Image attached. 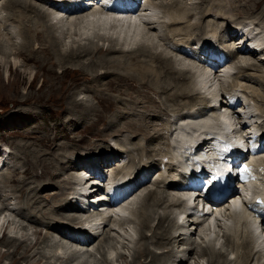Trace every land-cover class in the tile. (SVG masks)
<instances>
[{
  "label": "bare ground",
  "instance_id": "6f19581e",
  "mask_svg": "<svg viewBox=\"0 0 264 264\" xmlns=\"http://www.w3.org/2000/svg\"><path fill=\"white\" fill-rule=\"evenodd\" d=\"M31 1L3 0L0 5V11H3V13L9 12L8 15H3V13L0 12V35H6V38L0 36V38L3 39L0 40V82L3 81L2 77L5 70L11 74L13 71L12 69L15 70L14 74L22 73L13 58L17 60L22 58L23 63L24 61H26L25 63L34 65L37 63L38 65L41 64L43 67H46L47 65L56 66L58 70L60 69L64 72L79 70L81 73H88L93 79L89 83H86V86L83 89L80 88L75 93L69 95L65 112L68 114H75L69 116L64 121L62 120V126H59V128L54 131V135L47 134L45 136H36L35 133L31 134L28 130H25L27 133L26 135H31L33 139L40 144V147L38 148L39 150L35 149V146H37L35 143L16 142L12 145V147L14 146V150L20 154L18 156L15 152V157L18 159L20 158V161L26 168L23 172H19V169L14 170V172L17 175L22 174L28 178L31 177L37 179V177H41L43 180H51L52 177L56 178L60 175V173H62V165L70 163L73 167L72 171L75 173L74 175L71 174V176L66 177L67 179L64 181H69L75 185L76 183L73 181L76 180V182H78L77 184L81 185V188H79L78 192H75L74 188H71L73 193L72 195L69 193V195L76 196L75 199L73 198L74 200H72L69 195L67 196V190L63 189L62 191V188H60V199L57 200L55 198L51 205H49V208L47 204L48 209L46 208V210H44L45 208H41V205L37 206V202L40 200V197L36 191L39 190V188H31L33 192L28 190L29 195L26 198L27 202L25 201L23 205L28 212L30 222L34 220L33 218L37 219V222L40 219L42 224L49 228L50 231L59 235L61 238L59 241L60 244L56 242L57 239L52 235L44 236L43 239H40L41 242L39 238L31 241L30 238H27V235L24 236V239H19L16 236H7L6 238L3 236V238L0 239V248H2L0 251V264H3L5 259H9L11 261L10 264H86L84 257L82 256L85 254V256H88V253L83 254L81 251L84 249L88 252L87 249L93 244V250L102 256L101 264H113L114 262L117 264L119 260L124 261L126 257L125 253L120 252L119 247L121 246V250L129 249V243H131L134 248H138L134 249L130 247L131 251L129 253L132 252V254L129 256L132 257V261H124L123 264H188V261L191 260L195 252H197L195 254L200 257L201 260L207 258L208 264H238L240 260L242 264H249V262L254 261L257 255L258 260L256 263L264 264V216H256L255 214L247 212L243 209L244 207H241L243 203H239V200L243 201V199L248 198V196L251 197V193L254 192V189L252 188L255 187V184L253 183L254 178L247 176L245 174L246 172L243 171L242 178L245 182L238 186L239 190H241L243 194L239 192L232 204L228 207L224 205L216 210L215 215L218 214V216L223 220L222 222L216 224L219 229L216 228L217 230H214L215 232L211 231L212 225L210 224V222L216 220L215 217L210 220L205 219L206 221L200 220L195 216L193 211L185 207L183 201L188 200L197 187H201V178L203 176L202 170L205 164L207 166V162L210 160L206 157V155L211 154V159L214 160H217L219 156L224 157L225 150L223 147H218L216 149L217 154H214L211 152L209 153L208 149L211 148L210 142L201 145V143L205 142V140H209L215 136V131L220 127L219 123L221 121H224L233 129L241 127L242 132H248L247 138H251V133L248 130L251 131L252 128L264 131V108H262V106L261 108L257 106L261 110L260 114L258 113L259 109H257V112L254 111L250 104L252 99L248 96L249 99L245 101V104H242V101H240L241 106L239 108L241 109L239 111L244 110L246 112L241 116L238 111L231 109L233 106L229 105V100L226 97L228 96L231 98L230 94L233 92H235L234 95L236 97L244 96L246 91L251 90L252 94L250 95H252V97L255 96L254 99L256 98L259 101V97L261 96L258 95L259 97H256V90L254 88L246 84H241L240 87L243 88L239 87L240 90L239 88L236 90L232 88L233 90L230 92H225L223 94H220L219 92L217 95L211 96L208 92L212 91L211 88H214L217 84L216 79L212 78L213 74L211 75V72L209 73L205 70L201 71L197 69L195 66L197 63L195 65H191L194 62H191L190 64L186 63L182 60L183 56L182 59H179L178 57V53L181 51L183 52H181L182 54H186L182 50L184 48H193L195 46L198 49V45L200 44L211 48L210 45H212V41L209 39L208 41L205 39L204 41L197 42L196 39L194 41L191 40L192 37L188 38V40L187 38L183 39V37H185L184 26H186L189 22H193L189 24V27L204 26L202 21H195L196 10L197 12L198 10L202 11L205 5L206 8L203 10V16L208 15L209 13L207 11L212 0H202L203 6H199L198 8L195 7L197 3H193L189 0H162L161 4L160 2L159 4H156L153 0H151V4L153 6L155 5L157 8L159 7L162 9V11H159L160 13L162 12L161 15H158L157 17L155 16V18L144 15L145 19L137 18L138 21L137 19L117 20L107 13L106 15H103L101 9L97 6H94V9H89L92 8L91 6L89 8H80L82 4H78L76 6L71 5L72 1L70 0H37L40 4L33 1L32 3ZM122 3L125 4L126 1H123ZM149 3L150 0L148 4ZM183 3L185 5H183ZM50 8L53 10L51 11ZM191 8L196 9H194L195 14ZM263 9L262 11H264ZM147 13L148 10L146 11V14ZM262 13L260 18L263 19L264 15H262ZM189 16H192L191 19L188 18ZM16 24L19 29L15 31L14 25ZM159 24L163 25L162 28L165 26L166 29L164 28L165 30H162L163 34H160V32V35H157L155 32H157L158 27L161 26ZM240 24L241 25L236 24L237 26L235 25L233 28L227 24V29L223 30V34H225L224 36L222 35L223 39L226 37L232 39H234V37H238L243 25L242 23ZM244 24L246 29H248L247 34L244 36L247 40L244 38L236 41L229 40V42H225L226 45L223 48L225 50L223 52H227L229 57H232L235 60L234 63L236 64V69H238L237 71L239 72L237 73L234 70H231L232 67H230L229 63L225 66L226 70L223 71V74L229 75L231 70L233 71L232 75L240 82L246 81L259 84L254 79L258 75H252L249 74V72H264V54L259 58V61L262 64H259V61L247 63L246 57H251L256 52H260L261 54L264 53V43L261 42V45H259L258 48H255L258 46L257 44V46H253L254 48H251L248 46L246 41L250 40L252 43L253 40L258 39V37L262 35V31L255 28L257 24L255 27L250 26L251 24H247V22ZM91 29H93V31L90 34L89 30ZM108 29L110 31H108ZM261 29L264 28L262 27ZM256 30L258 33L255 34L254 32H256ZM114 31L115 33L118 31V34L116 33L115 35ZM168 31L173 33V37H175V47H166L167 39H164V37L167 36ZM111 32L114 34H111ZM121 32L125 38L124 36L122 37V35L120 36ZM131 32H134V35L130 38L129 36H131ZM153 32L157 35L156 38H152ZM244 34L245 33L242 35ZM253 34L254 36L250 38L249 36ZM140 36H142V38ZM17 37L21 38L22 42L17 43L15 41ZM128 37L129 39H127ZM223 39L216 42H221ZM258 42H260V40H258ZM240 43H243V45H239ZM35 45H37V49L34 48ZM194 49L193 51L196 54L198 50ZM102 50L109 51L112 57L108 56L109 53L106 52L108 53L107 55H102V57L98 58L97 54ZM119 50L120 52L118 53ZM168 53L176 55V57H178L175 58L176 61H173L175 59H172L173 57L168 55ZM51 54L53 55V60L49 61L47 60V57ZM210 54L211 53L208 52V56H206L207 59H210ZM254 59L256 60L257 57ZM116 65H120L121 68L124 66L128 68L129 65H133L132 67L134 69L130 68L129 70L123 72H117L120 69L117 71L116 69H110L112 67L115 68ZM178 65H181L182 67L179 68ZM247 65H249L248 70H246ZM136 66L138 67L135 68ZM102 70L104 71L101 72ZM236 73L237 76L235 75ZM116 76H121V78L118 79ZM109 78L113 79H110L111 83L109 82L106 85H110L112 83L124 84L128 81L129 83L127 84L130 85L135 82L133 84L136 86L137 98L136 100L129 101V103L125 102L126 104H123L124 102H119V106L112 104L109 107L110 111L113 109L114 112L119 109L121 114L119 116L113 115L111 118L105 120L108 124L103 125L104 128L101 131V139L109 142V139H111L114 135L112 134L114 131L122 132L130 129L134 132V134H143L145 140L143 143L139 142L131 145L128 143L130 147H127L125 141H120L119 145L125 144V149L122 148V153L126 159H130L122 169L117 168L116 171L114 170L115 172L112 174V178L107 181L108 183L110 182L112 188L116 190L124 184L128 183L129 185L127 190L120 188L121 191L115 195L118 200L123 199L124 201L122 204L115 207L114 217L119 218L120 215L118 214H125L128 209L131 210L134 205H138L139 202H143L144 204L145 202V209H142L141 203L140 206L142 210L140 209L138 214L135 213L137 211H132V214L134 212L136 217H139L137 222L128 218L123 220V222L126 223L121 224L120 229L123 234L119 235V237L120 239L125 240L127 244H124L125 241L121 242L120 240H117L114 235L110 236L112 228L110 231L106 230V228L109 227L115 219L97 214V211H94L96 215L95 217L87 215V217H85L83 212L75 211L80 208L79 204H77V202L80 203L78 199L80 196L86 198L85 200L88 205L83 204V208L87 209L93 208V205L102 206L98 205V202L103 199H105L107 203H110L108 198H104V189L102 190L101 187H91V184H102L99 182V179H104V177L106 178V175L102 173V171L99 172L98 170L101 167H107L114 158L120 155L113 154L110 156L106 155V152L102 151V155H92V153H90L91 155L89 154L84 158L78 157L74 160L75 158L72 159L71 157H74L73 154H75V152L71 151L72 153H70V150L67 152V147L69 146L70 149L73 150V146L75 145L59 143V140L64 139L68 141L71 137H73L71 139L72 143L77 140L78 142L81 141L82 137H78L74 132H72L71 129L74 127L80 128L81 130L79 134H83L88 127L98 126L97 124L100 121V119H98L100 117L98 116H101V113L97 111V108H95L93 99L103 102V104L105 103L106 100L102 97L104 91L101 87L105 85L106 80H109ZM180 78H183V81H180ZM262 81L264 80L262 79ZM147 84L150 88L146 87ZM186 85L189 86L186 87ZM47 89L49 90L44 91L42 95L49 93L61 95L64 92L62 87L58 88L54 85ZM86 93L90 95L84 97L82 100H79V97L84 96L83 94ZM124 93L125 92L122 94L125 95ZM33 96L35 95L31 94V96L28 95L27 97H23L19 99V103L26 104L30 100L35 99ZM160 98L161 100L159 101ZM185 100L192 101V103L194 102L196 104L195 106L191 105L187 107L184 103ZM234 101L237 102L238 99H235ZM110 102L114 103L112 100H110ZM232 103H234L233 100ZM150 109H152V111ZM158 110L163 112L161 117H168L166 122L162 121L160 124L152 125L144 123L142 119V122L140 121V118L146 114L145 112L148 113V111L153 112L152 114H147L151 119H158L160 117L156 114V111ZM33 112L34 109L28 110L25 108L18 109L15 112H9L8 116L3 119V124H0V128L8 127V124L12 123L9 121L10 119H14V121L11 120L13 123L15 122L14 124H24L23 121H27L28 118L32 116ZM131 115L139 118L136 119ZM126 116H131L134 119L128 121V119L131 118ZM17 117L19 118L17 119L18 121H15V118ZM171 117H174V120H172ZM259 118L263 121H259L260 123H257L256 121L254 124H251V122L256 119L260 120ZM21 119H23L22 122H19ZM122 120H127V122H125L123 126L118 125ZM131 123L135 124L136 130L131 128ZM17 127L19 126H15L16 129H18ZM168 127H170L169 130ZM159 128L161 129L158 130ZM13 131L15 132L16 130ZM153 131H156L154 133L156 135L151 133ZM163 131H166V133H162ZM109 132L112 133L110 134ZM55 133H57V136ZM238 133L240 132L238 131ZM157 134L168 135L167 138H165V140L167 139V142H164V139L162 138L163 135L157 136ZM173 134H176L178 139H180L175 142L176 145L171 143V137ZM240 134L241 137L236 141L237 144H242L243 134ZM240 134L233 135L240 136ZM197 137H201V141H198ZM44 138L52 139L53 142L51 141V144H49L52 151L44 150L42 148ZM151 141L161 146H164L166 145L165 143H167L170 148L169 152L165 154L163 153V148L157 149L156 147H150ZM190 143L192 146L187 148L186 144L190 145ZM27 148H29V150ZM120 148L121 147L119 146V149ZM201 150H204V154H200ZM150 151L153 152L149 153ZM134 152H137V154L135 153V156L133 155ZM0 156L2 158L0 159V164L3 163L0 168L1 171L4 166L7 165L9 158L8 156L4 158V155L2 154H0ZM157 156H162L169 160L175 159L176 162L177 160L181 161L182 176L179 179L175 178L174 175L177 172L175 164H164V160L156 159ZM120 157L121 159L123 158L122 156ZM257 161L258 159H254L252 157L247 163V169L253 170L254 173H256V167L253 164H256ZM260 162H264V159H260ZM131 163L133 164V168L129 169L130 165L128 164ZM163 164L165 171H163L160 175L159 173L161 172L159 169ZM141 165L144 167V170L136 171V167H140ZM114 167L116 166L114 165ZM156 167L158 168V171L156 170L157 172H155V175L159 174V177L154 182V185H159L157 187H160L161 189L154 190V188H148L150 190L147 189L146 194L143 193L141 197L137 198L136 195L138 194V191L135 190L136 184L140 182V179H144L143 176H145L146 173H149ZM167 167L169 168L167 169ZM38 169H41V174L37 173ZM86 169L92 170L98 175V177H86L84 174ZM124 170L127 172L124 173ZM97 171L99 173H97ZM199 171L202 173L200 178L198 176ZM123 175L129 176L130 180H123L117 184L116 181L118 179L116 178ZM84 177L87 179L84 180ZM150 177L148 180H150ZM0 178L5 181L2 183H5L6 187L8 185V188H14L12 184L16 181V176L10 177L8 171L5 170V172L0 174ZM145 179H147V177ZM246 183H248V186L250 187L249 190L245 186ZM182 184L187 185V187L192 188V190H189L186 193H181L179 190ZM42 185V183H38L37 186L41 187ZM145 186L146 185L142 187L144 188ZM142 187L138 190L142 189ZM20 190L22 191V189ZM11 192L13 193V191ZM79 192H83L86 195H80ZM173 193H177V195ZM94 194L95 196L92 197ZM30 197L31 202H34L33 206L29 203L28 199ZM0 200H2L1 194ZM50 206L54 208L53 212H48L50 210ZM66 208H70L71 212L68 213L69 210L67 211ZM56 209L58 210L56 211ZM5 210L8 212L10 209L8 206H5ZM46 213L49 214L48 217H45ZM129 213L131 215V212ZM5 215L4 211L0 213V232L4 230V235L7 233V230L11 228V223L7 221L8 219L6 220ZM182 217L185 218L181 221ZM134 223L138 227L137 237H142L143 243L141 239L136 242L134 235H131V232H129L130 230L128 231V229H124L123 227L124 225L126 226V224L133 225ZM198 226H203L202 229L199 230V235L200 233L203 235L200 238L204 239L203 243L205 244L201 251H197V246L199 244L196 239H192L194 234L191 232L192 229H196V234ZM22 229L26 230L27 226H24ZM259 229H261V234L258 231ZM148 232H150V236L147 235ZM259 237H261V239H259ZM81 238H84V241H82ZM92 239L95 240L91 243L90 241ZM220 239H224V243L221 245H219ZM62 240H66L67 242L65 243ZM115 241H117V244ZM68 242L85 248H74L75 246H70L71 243L68 245ZM95 242L98 243L97 247H95ZM112 242H115V245H113ZM150 246H154L156 249H164V251L157 252V250L151 249ZM216 250L219 251L217 252ZM114 254L116 255L115 261L114 258L111 257ZM79 257H81L80 260H78ZM143 258L145 259L141 260ZM89 263L99 264L98 261L94 263L89 261Z\"/></svg>",
  "mask_w": 264,
  "mask_h": 264
},
{
  "label": "rangeland",
  "instance_id": "374dc122",
  "mask_svg": "<svg viewBox=\"0 0 264 264\" xmlns=\"http://www.w3.org/2000/svg\"><path fill=\"white\" fill-rule=\"evenodd\" d=\"M32 1L36 2L37 4H40V2L37 1V0H32ZM185 1H188V0H185ZM189 1H192L193 3H197L196 5L194 4L196 8H198L199 6L200 7L203 6L202 0H194V1L193 0H189ZM2 2H3V0H0V5H1ZM153 2L156 3V4H159V2H160V4H161L162 0L161 1L158 0V2H157V0H153ZM149 5H151L150 8L156 9L155 11L151 12V14H150L153 18H155V16L157 17L158 15H161L162 12L160 13L159 11H162V9H160L159 7L157 8V6H155V5L153 6L151 4V0H150ZM183 5H185V4L183 3ZM263 7H264V0H252V1L251 0H212L211 1V5H210V7L208 8V11H207L209 14L206 15V16H203L204 15V11L203 10H205V8H206L205 5L203 7V10L202 11L198 10V12H197V10L195 8H191L193 13H194V9L196 10V14L194 13L195 16H196L195 21H202L204 23V26H198V27L197 26H195V27L192 26V27H189V24L193 23V22H189L186 26H184L185 27V29H184L185 37H183V39L187 38V40H188V38L192 37L191 40L194 41L196 39L197 42L204 41L205 39H206V41H208V39H209L210 41H212V45H214L216 47L218 46L221 49H223L225 47L226 43L229 42V40H235L236 41L238 39L244 38V36H245V35L240 34L238 37H234V39L229 38V37H226L225 39H223L222 35L223 36L225 35V34H223V30L227 29V24H229L233 28V26L235 27L236 24L241 25L240 23L244 24V23L247 22V24H251L252 27H255V25L257 24L255 28L256 29L258 28V30L262 31V35H260L258 37V39H256L255 41H252V43H251L250 40L246 41L247 40L246 37L244 38V39H246L245 41L247 42V44L249 46L253 45L255 47V45L257 44L258 46L256 45L257 47H255V48H258L259 45H261V42L264 43V41H263L264 40V32H263L264 29H261L262 27L264 28V21H263L264 20V16H263V19L260 18L261 13L264 12V11H262ZM91 9H94V8L92 7ZM50 10L52 11L53 9L50 8ZM0 12L3 13V11H0ZM5 14L8 15L9 12L3 13V15H5ZM256 14H259V15H256ZM262 15H264V13H262ZM191 17L192 16H189L188 18L191 19ZM259 18H260V20H259ZM160 21H163V20H160ZM252 23H254V24H252ZM159 25H161V26H159L160 30H159V27H158V31L155 32L157 35L163 34L162 30L166 29L165 26L162 28V26H163L162 24H159ZM14 26H15V29H14L15 31L19 29L17 24L14 25ZM177 26H183V25H177ZM89 31H90L89 33L91 34L93 29H91ZM108 31H110V30L108 29ZM246 31H245V33H246ZM134 32H131V36H129L130 38L132 37V35H134ZM114 33H115V31H114ZM114 33L111 32V34H114ZM116 33L118 34V31ZM116 33H115V35H116ZM155 33L153 32L152 38H154V37L156 38L157 35ZM256 33H258L257 30H256ZM121 35H122V32L120 33V36ZM0 36L6 38V35H2L1 34ZM123 36L124 35H122V37ZM135 36H137V35H135ZM253 36H254V34H253ZM129 37L127 39H129ZM140 37L142 38V36H140ZM124 38H125V36H124ZM221 38L223 39V41L216 42L218 40H222ZM164 39H167V41H166V47L167 48H171V47H175L176 46L175 37H173V33L168 31L167 36L164 37ZM0 40H3V39L0 38ZM258 40H260V42H258ZM5 41H8V40H5ZM15 41L17 43H20V42H22V39L17 37L15 39ZM69 41H71V40H69ZM157 42H158V40H157ZM184 42H185V40H184ZM197 42H194V43H197ZM223 42L224 43L226 42V43L224 44ZM179 43H181V42H179ZM239 45H242V43H240ZM105 47H107V46H105ZM34 48L37 49V45H35ZM195 49H196V47H195ZM223 50H222V52H223ZM125 51H127V50H125ZM160 51H161V49H160ZM184 51H186V50L184 49ZM106 52H108L109 54L106 53ZM119 52H120V50L118 51V53ZM168 52H169V49H168ZM224 53L226 55L228 54L227 52H224ZM40 54H41V52H40ZM107 54H108V56L112 57L110 55L111 53L109 51H104V50L99 52L97 54V57L100 58V57H102V55H107ZM178 54L179 55L181 54V55L179 56ZM178 54L177 55H178L179 59H182V56H183L182 60L185 61L186 63L190 64L191 62H194L191 65H195L197 63L195 65L197 67V69H199L201 71L205 70L206 72H209V73L211 72L210 73L211 75L213 74L212 78L216 79L217 84H216V86L214 88H211L212 91L208 92V94H210L211 96L217 95L219 92H220V94H223L225 92H230L231 90H233L232 88H234L236 90V89H238L241 86V84H246V85H249V86H251L252 88H254L256 90V93H255L256 97H259V96H261V97H259V101L256 98L254 99L255 96L252 97V95H250V94H252L251 90H249V91H246V93H244V97L242 99L243 103L245 104L244 98H246L245 100L247 101V99H249L248 96H250V98L252 99V101L250 103H251L252 109H254V111L257 112V109H259L258 107L261 108V106H262V108H264V81H262V79L264 80V74H263L264 72H262V73L259 72V71L258 72L257 71L249 72V74L256 75V76L258 75L254 79L259 84H256V83H253V82H246V81L240 82L233 75H229L225 79L221 80V79H219L221 71L217 70L216 72H214V70H212L210 68H207L206 66H204L203 63H200V62L196 61L194 58L188 57L185 54H182L181 52L178 53ZM263 54L264 53L261 54L260 52H256L251 57H246V62L247 63H254L255 61H259V58L261 56H263ZM168 55L173 57L172 59L178 58V57H176V55H172V54H169V53H168ZM204 57H206V55ZM255 57H257L258 60L257 59L255 60L254 59ZM13 60H15L14 62L19 66L18 68H19V70L22 73L14 74V71H15L14 69H12L13 70L12 74L10 72H8L7 70H5L3 72V77H2L3 81L0 82V124H3V119L8 116L9 112H15L18 109H24V108L28 109V110L34 109V112H33L32 116L30 118H28L27 121H23L24 124H21V123L14 124L15 123V122L13 123L14 119H10L9 121L12 122V123L8 124L9 125L8 127L0 128V154L4 155V158H6L7 156L9 158L8 163H7V165L4 166V168H5L6 171H8V174H9L10 177L16 176V181L12 184L14 188H12V187L8 188V185L6 187L5 183H2L4 180L2 178H0V194L2 196V200H0V213L2 211H4L5 214H6L5 215L6 216V220L8 219L7 221L10 222L13 225L12 226L10 224L11 228H9L7 230V233L5 235L3 234V236L5 238L7 236H16L19 239H24V236L27 235V238H30L31 241H34L36 238H39V240H40V239H43L44 236H51L52 235V236H54V238L57 239L56 242L60 244L59 241L61 240V238L59 237V235L54 233L53 231H50L49 228H47L44 224H42L40 219L37 222V219L33 218L34 220L32 222H30V220H29L30 218L28 216V212L26 211L25 206L23 205V203H25L26 198L29 195L28 190H31V188L36 189V187L39 188V190H37L36 192H37L38 196L40 197V200L42 199L41 201L39 200L37 202V206L41 205V208H45L44 210H46L47 204H48V208H49V205H51V203L54 201L55 198L57 200L60 199L59 196H61V194H60L61 190L62 191H63V189L67 190V192H68L67 196L69 195V193H71V195H72L73 191L71 190V188H74V184L69 182V181H66L67 182L66 183L64 180L67 179L66 177L71 176V174L74 175L75 172L72 171L73 167H72V165L70 163L62 165L64 171H63V169L61 170L62 173H60V175L56 177L57 180H56L55 177H52L51 180L50 179H44L43 180V178H41V177H37V179H35V178H31V177L28 178L27 176H25V175L23 176L22 174L17 175L14 172V170H18L19 169L18 170L19 172H23L26 168L24 167V164H22V162L20 161L21 159L20 158L18 159L17 157H15V152L16 151L14 150V148H13L14 146L12 147V145L14 143H16V142H21V143L29 142L31 144L35 143V144H37V146H35V149L39 150L38 148L40 147V144L38 142H36V140H34L31 135H26L27 133H26L25 130H28V132H30L31 134L35 133L36 136H45L47 134L54 135L53 134L54 131L56 129H58L59 126H62V120L64 121L69 116L75 114V113L68 114L67 112H65V109H66V106H67V103H68V100H69V95L72 94V93H75L80 88L83 89L86 86V83H89L90 81H92L93 78L88 73L84 74V73H81V71H79V70L64 72V71H62L60 69L58 70L56 66H50L49 65L50 66L49 67L47 65L46 67H43L41 64H39V65L37 63L35 65L34 64H28V63H25L26 61H24V63L26 64L25 65L22 62L23 61L22 58H20L18 60L13 58ZM47 60L52 61L53 60V55L52 54L48 55ZM138 60H139V58H138ZM173 61H176V59L173 60ZM258 63L262 64L260 61ZM229 65H230V67H232V69L230 68L231 70H234L237 73L239 72V71H237L238 69H236V64L235 63H230ZM132 66L129 65L128 68H126L125 66H124L125 68L124 67L121 68L120 65H116L115 68L112 67L110 69H112V70L116 69V71L118 69H120L117 72H123V71L129 70L130 68L134 69ZM137 67L138 66H136L135 68H137ZM178 67L180 68L182 66L178 65ZM202 67L205 68V69H203ZM248 67H249V65L246 66V70H248ZM261 68H263V67H261ZM153 70H156V69H153ZM85 71H88V70H85ZM103 71L104 70H102L101 72H103ZM237 73L235 74L236 76H237ZM116 78L119 79V78H121V76H116ZM110 79H113V78H109V80L107 79L108 81L106 80L105 85L101 87V89L104 91L103 94H102V97L106 100L105 103L103 104V102H99V101L93 99L95 108H97L98 109L97 111L101 113V116H98V117H100V118H98V119H100V121L97 124L98 126H96V127H88V129L85 132H83V134H79L80 130H81L80 128H75L74 127L73 129H71L72 132L75 133V135H77L78 137L79 136L82 137L81 141L78 142V140H77V141L74 142L75 144L72 143V141H71V139L73 137H71V139H69L68 141H66L64 139L59 140L60 141L59 143H65V144L67 143L66 145L69 144V145H75L76 146V147L73 146L75 148V149L73 148V150L70 149L69 146L67 147L68 148L67 152H69V150H70V153L75 152V154H73L74 157H71L72 159L75 158L74 160H76L78 157H83L84 158L85 156L89 155L90 153H92V155H102L101 153L103 151V152H106V155H110L111 156L113 154H117V155L122 156L123 157L122 159L126 160L125 163L123 164V166H124L130 159V158L126 159V157L122 153V148L125 149V144L127 145V147H130L131 144H137L139 142H141V143L145 142L143 134H141V133L134 134V132L131 131L130 129L129 130H124L122 132H115V131L113 133L109 132L110 134L111 133L114 134L113 137L111 139H109V142L106 141V140H102L101 139L102 138L101 131L104 128L103 125L104 124H108V122H106L105 120H107L108 118H111L113 115L114 116L115 115L119 116L121 114V111L119 109L116 112H114L113 109H112V111H110L109 107L112 104L116 105V106H119V104L121 102H124L123 104H126L125 102L129 103V101L136 100V98H137V90L135 88L136 86L133 84L135 82H133L130 85L127 84V83H129V81L127 83L125 82L124 84L112 83L110 85H106L107 83L110 82ZM180 81H183V78H180ZM250 83H251V85H250ZM52 85L57 86L58 88L62 87L63 91H64L63 94L58 95V94L49 93V94L42 95V93L44 91L49 90L47 88H50V86H52ZM30 86H32V87H30ZM188 86L189 85H186V87H188ZM232 86H234V87H232ZM236 86H238V87H236ZM146 87L150 88V86L148 84L146 85ZM240 88H243V87H240ZM254 89H252V90H254ZM123 92H125L124 93L125 95L122 94ZM117 93H118V95H117ZM31 94L35 95V96H33V97H35V99L30 100L26 104L19 103V101H20L19 99H21L23 97H27L28 95L31 96ZM83 95L84 96H80L79 97V100H82L84 97L89 96L90 94L86 93V94H83ZM119 95H121V96H119ZM110 100H112L114 103L110 102ZM160 100H161V98L159 99V101ZM184 103H185V105L187 107L191 106V105L195 106V104H196L194 102L192 103V101H187V100H185ZM176 104H177V102H176ZM173 105H174V103H173ZM238 106H241V104L238 105ZM113 108H115V107H113ZM150 110L152 111V109H150ZM151 111H148V113L145 112L146 114L140 118V121L142 119V121L144 123H149V124H152V125L153 124H160V123H162V121H164V122L167 121V118H168L167 116L161 117L162 114H163V112L161 110L156 111V114L158 116H160L158 119H153V118L151 119L147 115V114H150V113L152 114L153 112H151ZM260 112H261V110L259 109L258 113L260 114ZM131 116H133V115H131ZM131 116H126L128 118H131V119H128V121L134 119ZM133 117H135L136 119L139 118V117H136V116H133ZM15 119H16L15 121H18L17 119H19V118L17 117ZM171 119L174 120V117H171ZM11 120H13V121H11ZM22 120L23 119H21V121H19V122H22ZM151 120L154 123H152ZM95 121H98V120H95ZM256 121H257V123H260L263 120H261V119L257 120L256 119L253 122H251V124L252 123L254 124ZM125 122H127V120H122L118 125L123 126L125 124ZM15 126H19V127H17L18 129H16ZM51 128H53V129H51ZM131 128L136 130L135 124L131 123ZM160 129L161 128H159L158 130H160ZM169 129H170V127H168V130ZM13 130H16V131L18 130V131L14 132ZM156 131H153L151 133L154 134ZM162 133H166V131H163ZM3 134H7V135H3ZM55 135L57 136V133H55ZM154 135H156V134H154ZM162 135L163 134H157V136H162ZM167 136L168 135H166V134L162 136V138L164 139V142H167V139L165 140V138H167ZM118 138H119V140H118ZM51 141H52V139L44 138V143H42V146H43L42 148L44 150L52 151V149H50L51 146L49 145V144H51L50 143ZM120 141H122V142L125 141V144L119 145ZM128 143H130V145ZM165 144L166 145L161 146V145H157V143L155 144V142L151 141L150 142V147H156L157 149L163 148L164 149L163 153L166 154V153L169 152L170 148L168 147L167 143H165ZM119 146L121 147L120 149H119ZM27 149L29 150V148H27ZM62 150H65V149H62ZM113 150H114V152L115 151L116 152L114 153ZM152 152L153 151H150L149 153H152ZM16 153H17L18 156L20 155L18 152H16ZM135 153L137 154V152L133 153L134 156L136 155ZM0 159H2L1 156H0ZM156 159L157 160H159V159L165 160L167 158H164L162 156H157ZM118 161H119L118 158H115L112 162H110L108 164L107 167H101L98 170L99 172L102 171V173H104L106 175V178L104 177V179H99L100 183H104V184L107 183V181L110 178H112V174L117 170V168H120V169L123 168L122 164L119 163ZM114 165L116 167H114ZM128 165H130L129 169L133 168V164L132 163L128 164ZM111 167H112V169H111ZM142 167H143L142 165L140 167L139 166L136 167L137 168L136 171L144 170V167L143 168ZM4 168L2 170H4ZM161 168L159 169V171L161 173L158 172L160 175L163 173V171H165V170H162ZM168 168L169 167H167V169ZM5 170L2 171V172H5ZM156 170L158 171L157 167L153 168V170H151L149 173H146L145 176H143L144 178L147 177V181L142 186H144V185H146V186L144 188L142 187V189H140V191H138V194L136 193L137 195L135 194L137 196V198L141 197L143 193L146 194V191H147L148 188H150V189L154 188V190L155 189H157V190L161 189L160 187H157L159 185H154V182L159 177V174L155 175V172H157ZM1 171H0V174L2 173ZM126 172L127 171L124 170V173H126ZM37 173L41 174L42 173L41 169H38ZM20 175H21V177H20ZM170 175L172 176L171 173H170ZM149 177H150V180H148ZM55 181H59V182H55ZM73 182L76 183V180H74ZM38 183L39 184L42 183L43 185L41 187H38L37 186ZM45 186H46V188H45ZM60 188H62V189L60 190ZM20 189H22V191ZM150 189H148V190H150ZM11 191H13V193ZM36 192H34V193H36ZM39 193H40V195H39ZM173 194L177 195V193H173ZM71 195H69V197L72 200H74L76 196H71ZM93 196H95V194L92 195V197ZM143 197H144V195H143ZM180 199H181V196H180ZM28 200H29V203L33 206L34 202H31V197ZM141 203H142V209H145V202H144V204H143V202H139L138 205H134L133 206L134 208L132 207L131 211H129V212H131V215L129 213V216H130L129 218H131L135 222H137L138 219H139V217H136V214H138L140 212ZM5 206H8V208L10 209L8 212H7V210H5ZM164 207H165V205H164ZM53 210H54V208L52 206H50V210L48 212H53ZM57 210L58 209H56V211ZM66 210L67 211L69 210L68 213L71 212L70 208H66ZM165 210H167V209H165ZM132 211H134V212L137 211V212H135L136 214H134V212L132 214ZM58 212H60V211H58ZM48 216H49V214L46 213L45 217H48ZM85 217H87V216H85ZM23 218H26L27 220L23 219ZM184 218L182 217L181 221ZM12 222H15L16 224L12 223ZM30 223L31 224L33 223V224L31 225ZM122 223L124 224L126 222H123V220H120V221L119 220H114V222H112L113 225L110 224L109 227L106 228V230H109V231L112 228L110 236L114 235L116 237V239L120 240L121 242L125 241L123 239H120V237H119V235L123 234L121 229H120ZM24 226H27L26 230L22 229ZM74 226H77V225H74ZM123 227H124V229L125 228L128 229V231L130 230L129 232H131V235H134V238H135L136 242L141 239V241L143 243L142 237H137L138 227H137V225H135V223L133 225L132 224H129V225L126 224V226L124 225ZM202 227L198 226L196 234H195V230L196 229H192V231H191L192 234H194L192 239H194V240L196 239L198 244H199L197 246V248H198L197 251H201L204 248L203 246H205V244L203 243L204 239L200 238L203 235H201V233L199 235V230H201ZM211 228H212L211 229L212 232H215L214 230L219 229V228H217V226H213ZM3 231L4 230H2L1 232H3ZM258 231L261 234V229H259ZM147 235L150 236L151 235L150 232H148ZM3 236L0 237V239H2ZM94 240L95 239H92L90 242L92 243V242H94ZM62 241H64L65 243L67 242L66 240H62ZM40 242H41V240H40ZM115 242L117 244V241H115ZM115 242H112V244L115 245ZM70 243L71 242H68V245ZM95 243H96L95 247H97L98 243L97 242H95ZM125 243L127 244L126 241L124 242V244ZM222 243H224V239H220L219 245H221ZM72 244L73 243H71L70 246H75L74 248H78V249L85 248V247H81V246L79 247L76 244H73V245ZM129 245H130L129 246L130 250L129 249H124L126 252L124 250L120 249L121 246L119 247L120 252H123V253L126 254V257L124 256L125 257V259H124L125 262L126 261H128V262L132 261V257L129 256V255L132 254V252L131 253H129V252L131 251V248H134V247H133V245L131 243H129ZM93 248H94V244L91 245V247L88 248V249L93 250ZM137 248H134V249H137ZM150 248L157 250V252H163L164 251V249H156V248H154V246H150ZM1 249L2 248H0V251H1ZM82 251H85V250L83 249ZM216 251L218 252L219 250H216ZM195 253H197V252H195ZM195 253L192 256L191 260L188 261V264H197V263L208 264V259L207 258H204V260H201L200 257H198ZM85 255L82 256V257H84V261L86 262V264H91V263H89V261L92 262V263L98 261L99 264H101V262H102V256L99 253H97L96 251H95V254L91 255V257H89V254H88V256H85ZM257 256L255 257L253 262H249L248 261L249 264H257L256 263L257 260H258ZM111 257L114 258V261H115L116 255L114 254ZM182 257H184V256H182ZM144 259L145 258H143L141 260H144ZM78 260H79V258H78ZM124 261L119 260L117 262V264H123ZM10 262L11 261L9 259H5L3 264H10ZM113 264H116V263L114 262ZM238 264H242L241 260H240V262H238Z\"/></svg>",
  "mask_w": 264,
  "mask_h": 264
},
{
  "label": "snow or ice",
  "instance_id": "6c2138e0",
  "mask_svg": "<svg viewBox=\"0 0 264 264\" xmlns=\"http://www.w3.org/2000/svg\"><path fill=\"white\" fill-rule=\"evenodd\" d=\"M244 172H248L249 170L247 169V167H244Z\"/></svg>",
  "mask_w": 264,
  "mask_h": 264
}]
</instances>
